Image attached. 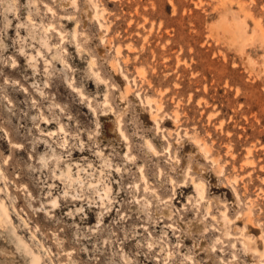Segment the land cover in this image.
Returning a JSON list of instances; mask_svg holds the SVG:
<instances>
[{
	"label": "rangeland",
	"instance_id": "1",
	"mask_svg": "<svg viewBox=\"0 0 264 264\" xmlns=\"http://www.w3.org/2000/svg\"><path fill=\"white\" fill-rule=\"evenodd\" d=\"M93 1L0 0V264H264V0Z\"/></svg>",
	"mask_w": 264,
	"mask_h": 264
},
{
	"label": "bare ground",
	"instance_id": "2",
	"mask_svg": "<svg viewBox=\"0 0 264 264\" xmlns=\"http://www.w3.org/2000/svg\"><path fill=\"white\" fill-rule=\"evenodd\" d=\"M89 3H90V5H92V7H93V17L98 21V24H99V26L98 27H100L101 29H102V27H103V25H102V23L99 21V19H101L100 17L102 16V13L104 12L103 10L102 11H99V9H98V6H97V4H95V2L93 1V0H87ZM76 2H77V0H72V3L73 4H76ZM106 27V26H105ZM104 27V28H105ZM108 28V27H107ZM106 28V29H107ZM42 42V41H41ZM43 44V43H42ZM117 52V51H116ZM28 60L29 61H32L33 62V60H34V57L33 56H29V58H28ZM35 61V60H34ZM94 63V62H93ZM33 67V66H32ZM120 67V66H119ZM121 68V67H120ZM98 76V75H97ZM96 76V77H97ZM143 76V75H142ZM100 79V78H99ZM80 95H82L81 93H80ZM150 98H148L147 100H149ZM152 100V99H151ZM155 102V101H154ZM149 103V102H148ZM153 103V102H152ZM156 103V102H155ZM155 103H153V108H155L154 107V105H155ZM144 104V103H143ZM146 104V103H145ZM144 104V105H145ZM107 105V104H106ZM149 105V104H148ZM155 106H157V107H159V105L157 104V105H155ZM161 107V106H160ZM162 109V108H161ZM154 110V109H153ZM152 110V111H153ZM158 110V109H157ZM156 113V112H155ZM154 114V113H153ZM158 114V113H157ZM151 117H154V115H152ZM161 117V116H160ZM160 117H159V119H160ZM176 118V117H175ZM155 118H153V120H154ZM158 119V118H157ZM158 122H160V121H158ZM157 128V127H156ZM60 130H62V127H60L59 128ZM159 130V129H158ZM63 131V130H62ZM119 131H121V130H119ZM120 133V132H119ZM120 135H122L123 136V138H125L126 139V137H125V135H124V133H121ZM8 139L10 140V138H9V136H8ZM147 144V146H148V148H150L151 150H153L154 152H155V150H154V148L151 146V144H149V142H147L146 143ZM12 146H13V144H12ZM204 146V145H203ZM202 146V147H203ZM202 147L200 148V150H202ZM152 151V152H153ZM205 152V151H204ZM156 153V152H155ZM206 154V153H205ZM59 159V158H58ZM43 163H44V159H43ZM45 164V163H44ZM71 165V164H70ZM70 165L69 164H67L66 166H65V168L64 169H62V170H60V172L58 173V175L59 176H61V177H63V178H65L66 180L68 179V180H70V178H72L73 177V173L71 172V167H70ZM75 165V164H74ZM80 171V170H79ZM79 171H78V174H79ZM141 174V178L145 181L146 180V178H145V176L142 174V173H140ZM79 176V175H78ZM74 180H77L76 178H74ZM192 182H193V184H194V189H195V192H196V195H197V197H199V199L201 200V199H203V194H204V186H203V184L201 183V182H195V181H193L192 180ZM88 187H94V189L96 190V193H98V198L100 199V200H102L103 201V199H104V197L105 198H108V193H107V191L106 190H103V194H104V197H103V195L101 196L100 194H99V189H98V187H97V183L95 184V183H93V182H89L88 181V183L86 184ZM145 189L147 190L148 189V186H147V182H146V186H145ZM51 205H52V207L54 208L56 205H57V200L55 199V200H53V201H51ZM167 213V212H166ZM168 214V213H167ZM170 215V214H169ZM222 215H223V220L224 221H226V215H225V213L223 212L222 213ZM0 216H2L3 218H5L6 220H8L9 219V214H8V211H7V209H6V207L5 206H3V205H1L0 204ZM166 216V215H165ZM231 221V220H230ZM227 222L229 223V219L227 220ZM223 223V222H222ZM225 223V222H224ZM201 228V227H200ZM199 231V230H198ZM151 236H152V234H151ZM19 242H21V240L19 239ZM245 244H246V242H245ZM150 245H151V243H150ZM151 247V246H150ZM253 248H254V246H253ZM252 250V249H251ZM255 252V251H254ZM259 252V251H258ZM170 254H171V252H169ZM169 254V255H170ZM257 254V253H256ZM172 255V254H171ZM259 255V254H258ZM123 256V260H124V262H126V263H129L130 262V257H126V256H124V255H122ZM261 256H264V250H263V253L261 254ZM31 264H40V257L39 256H32V262H31Z\"/></svg>",
	"mask_w": 264,
	"mask_h": 264
}]
</instances>
